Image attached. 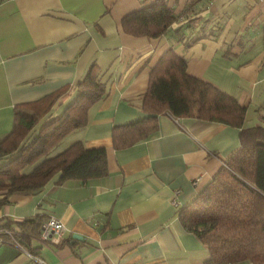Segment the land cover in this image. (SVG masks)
I'll list each match as a JSON object with an SVG mask.
<instances>
[{
    "label": "crops",
    "instance_id": "1",
    "mask_svg": "<svg viewBox=\"0 0 264 264\" xmlns=\"http://www.w3.org/2000/svg\"><path fill=\"white\" fill-rule=\"evenodd\" d=\"M153 1L0 2V139L13 127L15 105L64 90L47 117L60 114L94 64L105 94L56 151L76 141L104 148L108 171L85 182L55 176L7 197L0 225L35 217L42 225L53 216L65 233L59 244L31 237L32 252L0 241V264H39L32 255L45 264H205L209 252L182 226L179 209L238 148L239 130L162 113L156 132L120 149L112 131L146 116L149 72L169 49L189 75L246 108L245 128L264 125V0H167L178 19L165 35L124 33L122 17Z\"/></svg>",
    "mask_w": 264,
    "mask_h": 264
},
{
    "label": "trees",
    "instance_id": "2",
    "mask_svg": "<svg viewBox=\"0 0 264 264\" xmlns=\"http://www.w3.org/2000/svg\"><path fill=\"white\" fill-rule=\"evenodd\" d=\"M2 0H0L1 2ZM178 19L167 0H154L122 17L124 33L134 37L165 35ZM100 70L93 64L74 86L75 97L52 117L55 94L14 106L13 127L0 139V205L15 192L43 188L58 181H87L107 175L104 148H86L76 141L56 151L70 132L85 126L87 110L105 94ZM141 108L143 119L116 126L115 149L129 147L157 131V117H192L239 130V146L217 168L190 203L179 209L182 226L209 252L205 264H264V125L244 127L246 108L214 85L186 72V62L166 51L151 68ZM39 217L0 225L2 242L17 243L32 252L30 239L39 235Z\"/></svg>",
    "mask_w": 264,
    "mask_h": 264
},
{
    "label": "built area",
    "instance_id": "3",
    "mask_svg": "<svg viewBox=\"0 0 264 264\" xmlns=\"http://www.w3.org/2000/svg\"><path fill=\"white\" fill-rule=\"evenodd\" d=\"M197 180L194 181L196 184ZM65 233V226L64 224L58 220L57 218L51 216L47 218L41 225L40 232L38 238L41 243L47 244H59L63 238ZM2 242V240L0 239ZM15 245H19L17 243H13ZM37 263L45 264L43 260L36 256H31Z\"/></svg>",
    "mask_w": 264,
    "mask_h": 264
}]
</instances>
